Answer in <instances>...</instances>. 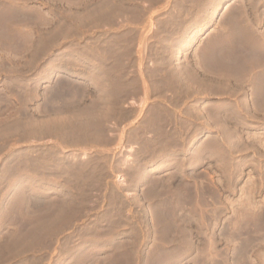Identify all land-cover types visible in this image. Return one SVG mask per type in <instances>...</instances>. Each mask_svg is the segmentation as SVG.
<instances>
[{
  "label": "rangeland",
  "instance_id": "rangeland-1",
  "mask_svg": "<svg viewBox=\"0 0 264 264\" xmlns=\"http://www.w3.org/2000/svg\"><path fill=\"white\" fill-rule=\"evenodd\" d=\"M237 40L261 76L264 0H0V264H264Z\"/></svg>",
  "mask_w": 264,
  "mask_h": 264
},
{
  "label": "bare ground",
  "instance_id": "bare-ground-1",
  "mask_svg": "<svg viewBox=\"0 0 264 264\" xmlns=\"http://www.w3.org/2000/svg\"><path fill=\"white\" fill-rule=\"evenodd\" d=\"M237 27V26H236ZM234 35V34H233ZM239 38V37H238ZM232 39V38H231ZM230 41V40H229ZM211 43V42H210ZM227 43V42H226ZM212 44V43H211ZM223 44H225V43H222V45ZM228 44V43H227ZM230 44V43H229ZM210 45V44H209ZM221 44H220V46H222ZM225 46H227V45H225ZM223 47V46H222ZM222 47H221V49H222ZM231 48V50H230V52H231V54L230 55H225L222 59L223 60H221V58H220V60L221 61H218L217 63L215 62V63H213V64H210L209 65V67L211 68V69H215L216 71H219V69H221L222 70V68H226V69H228V70H230L231 69V71H235L236 73H238V75L241 77H243V79H244V77L245 76H249V75H251V78L249 77L248 79L249 80H251V81H255V83H257V84H255V85H257L256 86V91H254V92H257V96H256V98H257V101L260 103V105L261 106H264V73L262 72V74H261V76L260 75H258V77L257 76H255L254 77V75H252L251 74V72H249L248 71V66H247V63H248V61L247 60H245L244 59V53L246 52V50H249V47H250V45H247V43H246V41L245 42H243V41H236V42H233V44H232V42H231V45H228L227 46V48ZM262 47V46H261ZM216 48V47H215ZM219 48V47H218ZM214 49V48H213ZM226 49V48H225ZM228 50V49H227ZM257 51V50H256ZM217 53V52H216ZM264 53V52H263ZM215 54V53H214ZM220 54V53H219ZM205 55V54H204ZM170 57V56H169ZM248 57V56H247ZM218 58V57H217ZM216 59V58H215ZM263 62V61H262ZM220 63V64H219ZM249 64V63H248ZM220 67H222V68H220ZM250 68V67H249ZM252 68V67H251ZM214 69H213V71H214ZM220 70V71H221ZM215 72V71H214ZM205 73V72H204ZM218 73V72H217ZM207 74V73H206ZM260 74V73H259ZM213 75H215V73L213 74ZM212 75V76H213ZM221 75V74H220ZM203 76V75H202ZM201 76V77H202ZM212 76H210L209 75V80H210V77H212ZM217 75H215V77H213V78H217L216 77ZM253 76V77H252ZM205 77V79H206V75L204 76ZM223 77V76H222ZM213 78H211V80L213 79ZM219 78V77H218ZM205 79H204V81H205ZM220 79V78H219ZM223 79V78H222ZM242 79V78H241ZM247 79V78H246ZM184 80V79H183ZM202 80V79H201ZM216 80V79H215ZM218 80V79H217ZM208 81V80H207ZM245 81H247V80H245ZM257 81V82H256ZM201 82H203V80L201 81ZM180 83V82H179ZM183 83V82H182ZM185 83V82H184ZM226 83V82H225ZM180 85V84H179ZM192 85V84H191ZM189 87V86H188ZM255 87V86H254ZM190 88V87H189ZM192 88V87H191ZM191 90H193V89H191ZM187 91V90H186ZM203 91V90H202ZM190 92V91H189ZM193 92V91H192ZM194 92H195V90H194ZM197 92V91H196ZM198 92H200V91H198ZM256 94V93H255ZM256 101V102H257ZM141 174V173H140ZM119 181H120V179H119Z\"/></svg>",
  "mask_w": 264,
  "mask_h": 264
}]
</instances>
